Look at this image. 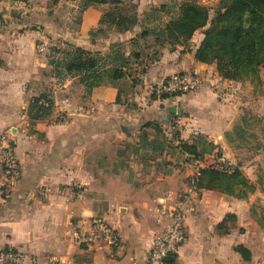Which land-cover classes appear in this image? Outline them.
<instances>
[{"label":"crops","instance_id":"0c3cea01","mask_svg":"<svg viewBox=\"0 0 264 264\" xmlns=\"http://www.w3.org/2000/svg\"><path fill=\"white\" fill-rule=\"evenodd\" d=\"M156 2L138 0L140 21ZM23 4L27 1L0 0V52L7 51L0 55V130L13 132L23 172L6 190L0 171V249L24 251L27 256L20 264H147L154 236L162 228L154 206L171 192L178 196L193 187L185 205L187 239L176 264H264V64L241 79L222 77L215 61L196 58L204 38L200 29L188 44L164 46L135 86L127 78L119 83L122 89L108 83L88 93L77 76H67L50 90L53 113L33 123L28 114L36 94L33 86L49 68L47 56L37 52L38 39L61 35L104 54L111 43L134 38L141 26L90 38L106 3L89 5L80 27L68 26L61 32L54 25L58 20L44 13L48 7L59 10V5ZM28 12L34 14L36 28L25 15L13 16ZM168 20L153 27L159 29ZM177 72H198L199 86L153 98L151 85ZM61 113L66 121H59ZM150 121L160 123L169 138L179 133L192 141L198 133L207 135L223 156L240 163L256 189L237 198L193 185L199 166L216 154L187 162L188 155L180 152L179 158L166 152L153 158L152 150L135 149ZM97 216L122 235V246L114 253L74 236L75 231L87 230ZM238 245L249 250L248 257Z\"/></svg>","mask_w":264,"mask_h":264},{"label":"trees","instance_id":"16d2710c","mask_svg":"<svg viewBox=\"0 0 264 264\" xmlns=\"http://www.w3.org/2000/svg\"><path fill=\"white\" fill-rule=\"evenodd\" d=\"M101 3L114 7L104 13L100 23L107 22L116 30L125 31L133 29L140 22L136 10L130 14L120 7L123 0H84L83 8ZM220 5L213 15L210 6L196 0H183L176 13L171 14V18L163 27L156 29L152 25H145L140 36L155 35L154 43L159 48L155 50L154 55H142L135 50L127 54L119 43H114L106 54L69 43L71 48L66 50L55 47L61 55L50 57L49 64L53 68L54 76L59 78L77 76L85 84L88 93L102 84L111 83L121 87L120 81L127 78H130L132 86H135L141 81L139 74L146 72L150 64L159 59L164 46L170 44L174 49L178 44H188L194 34L204 28V38L195 52L198 60L215 61L220 75L228 79H241L256 73L259 66L264 64V0H221ZM163 6L153 7L147 14L157 15L156 12L159 13ZM156 17L160 19L159 14ZM131 42L136 44L139 41L134 37ZM137 65L142 66L141 69H135ZM120 94L121 92L118 100L121 102ZM172 95L176 93L152 92L155 99ZM53 110L54 99L45 91L33 96L28 106L29 118L33 123L49 117ZM151 133L154 134L152 138L149 136ZM138 145L133 146L137 150L139 148L152 150L150 157L153 158L158 155L163 157L165 152L176 158L181 154H187L185 160L193 162L203 161L211 154L221 155L219 145L207 135L198 133L192 141L181 138L179 133L169 138L162 125L156 121L144 125ZM127 146L131 147V144ZM179 152L180 155H177ZM164 160L166 164L173 163ZM224 167L228 166L218 167L212 164L199 166L198 173L194 176L196 187L219 190L237 198H246L256 189L255 183L239 166ZM223 223L219 227H222ZM237 250L246 257L249 256V250L243 245H238ZM177 257L178 253H170L166 264H176Z\"/></svg>","mask_w":264,"mask_h":264},{"label":"built area","instance_id":"2783aa9c","mask_svg":"<svg viewBox=\"0 0 264 264\" xmlns=\"http://www.w3.org/2000/svg\"><path fill=\"white\" fill-rule=\"evenodd\" d=\"M198 72H177L151 85L153 93H187L194 91L200 84ZM0 171L4 188L12 189L22 176V166L17 153V145L11 130H0ZM194 185V182L192 183ZM193 187L175 196L173 192L158 200L153 214L162 228L156 232L147 264H166L170 253H178L179 248L187 239L185 230L186 202ZM46 193V189H44ZM82 194L83 189L79 187ZM74 236L87 245L106 246L111 253L122 246L120 231L106 218L93 217L87 230L75 231ZM27 254L19 249H0V264H20Z\"/></svg>","mask_w":264,"mask_h":264},{"label":"rangeland","instance_id":"374dc122","mask_svg":"<svg viewBox=\"0 0 264 264\" xmlns=\"http://www.w3.org/2000/svg\"><path fill=\"white\" fill-rule=\"evenodd\" d=\"M32 1H29V2L27 1V4H33L34 5V4H45L46 3L49 5L50 4L59 5V8H57L59 10H57V11H54L53 10L54 8L50 9L48 7L47 11H49V12H44L47 17L56 18V20H58L57 22H54V25H56L58 27L59 32L65 31L66 27H68V26H71L72 28L77 29L78 27H80V25L82 23L83 11L85 9V8H83L84 0H58L56 2H52L50 0V1H48L49 3H47V1L44 2V0H32ZM181 1H183V0H157L155 6H153V7H162L164 5L163 9L162 10L160 9L161 12H159V13L156 12L157 15L150 13L146 17L142 18L138 24H136V25H140L142 27V28L140 27V31L135 36V37H137V39L139 41L138 43L135 44V43L131 42V40H123V41L121 40V41H116L114 43H119L121 45L122 50L129 52V53L131 51L135 50V51H139L142 55H154L155 50L159 48V46L154 43L155 35L150 34L147 37L140 36V33L144 29V26H143V25H145L144 20H148L151 23L156 21V20H160V22H154L152 24V26H153L155 23H161L166 19H170L171 14L176 13V11L178 10V7H179V4ZM196 1H198L199 3L210 6L211 12L213 15L216 13L218 8L221 6L220 5L221 0H196ZM23 5H25V4H23ZM137 5H138V0H123V3L121 4L120 7H122V9L125 12L132 14L135 12ZM102 7H103V15H104V13L106 11H108L109 9H112L114 6H112L110 4H106ZM158 14L160 15V19H156L157 18L156 16H158ZM21 15H22V13H20L18 15L15 13L13 16H14V18H16V16H17L18 18L22 19L25 15V18H27L28 22L30 23L29 25H31L32 27H34V25H35V28L37 27V22H36L35 16H33L34 14H31L30 12H28V13H24L22 16ZM114 30H116V28L112 27L107 22H104V23H100L96 29L89 31V36H90V38L105 36V35H109L111 33V31H114ZM202 30L204 31V28H202ZM59 36L60 37H55L53 39H52L53 36L52 37L48 36V38H44V39H38L37 44H36L37 52L39 54L46 55L48 60H49L50 57H52V56L61 55L60 52H57L55 50V47H61L63 50L71 48V45L69 44L70 42L67 40H64L61 35H59ZM114 43L110 44L109 51L111 50V47ZM71 44H73V43H71ZM74 45H76V44H74ZM6 52H0V55H6ZM108 52H106V53H108ZM135 67H136L135 69H141L142 66L139 67L137 65ZM45 71H48V72H45ZM45 71L41 73L39 78H37L35 85L33 86V91L36 93L35 95H40L44 91L51 95L50 90L54 88L55 84H59V82H61L62 80H65L67 78V77L59 78L57 76H54L53 68L50 64H49L48 70H45ZM51 76H53L54 78H51ZM129 81H131V80L129 79ZM35 95H33V96H35ZM33 96H32V98H33ZM58 118H59V121H66L67 120V117L64 113H61ZM242 160H243V158H242ZM237 161H240V160L238 159ZM208 164H212V165L218 166V167H221V166H228L229 168H231L233 166H239L240 167L239 162H233L229 158L223 156L222 154L221 155L216 154L215 158H213V160H211ZM228 167H224V168H228ZM161 225H163V224H161Z\"/></svg>","mask_w":264,"mask_h":264},{"label":"water","instance_id":"95a60500","mask_svg":"<svg viewBox=\"0 0 264 264\" xmlns=\"http://www.w3.org/2000/svg\"><path fill=\"white\" fill-rule=\"evenodd\" d=\"M175 109H173V111H174Z\"/></svg>","mask_w":264,"mask_h":264}]
</instances>
